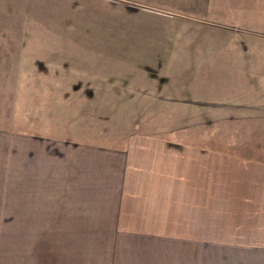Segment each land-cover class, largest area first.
Masks as SVG:
<instances>
[{
  "label": "crops",
  "instance_id": "obj_1",
  "mask_svg": "<svg viewBox=\"0 0 264 264\" xmlns=\"http://www.w3.org/2000/svg\"><path fill=\"white\" fill-rule=\"evenodd\" d=\"M9 2L0 0V19L8 18ZM16 5L19 16L26 14L28 20L19 35L70 36L79 44L59 50H66L67 60L73 57L68 50H111L121 75H128L127 67L133 66L122 61L123 52L147 50L155 28L176 22L180 50L187 53L192 47L194 54L193 62L186 60L178 67L214 76L224 90V97L195 94L194 99L199 98L194 101L195 113L210 114L213 122L238 124L233 127L237 132L246 130L243 136L215 132L194 139L135 132L111 146L41 139L48 141L41 148L35 140L33 158L34 152L35 157L41 155L39 149L47 151L40 157L43 185L58 189L54 204L69 203V221H76L69 227L86 237L80 242L110 244L103 246L113 262L123 249L130 253L127 264H264V156L254 154L249 140L243 139L250 131L244 122L264 115V95L232 85L248 82L242 79L243 67L257 68L253 65L262 56L264 0H17ZM101 5L112 8L114 21H109L106 10H99ZM240 31L245 35L234 42V33ZM88 34H112L114 43L91 42ZM9 35L8 27H0V66H10ZM81 36L89 44L81 42ZM245 48L247 58L240 52ZM235 50L236 57L228 54ZM17 51L18 60L32 61L30 65L38 60L44 63L39 66H54L40 60L47 56L33 48ZM80 63L83 59L69 64L72 76ZM144 65L151 64L139 66ZM228 66L234 68L215 74ZM152 88L148 91L154 92ZM103 246H98L100 256Z\"/></svg>",
  "mask_w": 264,
  "mask_h": 264
},
{
  "label": "rangeland",
  "instance_id": "obj_2",
  "mask_svg": "<svg viewBox=\"0 0 264 264\" xmlns=\"http://www.w3.org/2000/svg\"><path fill=\"white\" fill-rule=\"evenodd\" d=\"M9 1L5 6L8 18L0 19V27L10 30L11 47L10 66H0V264H127L130 260L125 258L130 253L123 249L119 251L120 259L113 262L103 246L110 244L80 242L86 237L82 236L81 230L69 227V223L76 222L69 221V203L54 204L52 196L58 189L43 185L41 166L44 164L40 157L47 151L39 149L41 155L38 153L35 157L34 152L33 158L31 149L36 141L41 148L48 142L42 143L41 139L111 146L119 145L135 132H166L175 138L194 139L196 136L208 138L215 132L243 136L246 130L237 132L233 127L238 124L213 122L210 114L195 113L194 101H199L205 94L224 97V90L214 76L209 77L204 72L197 75L193 67H178L186 60L193 62L194 54L192 47L187 53L180 50L182 42L176 22L168 28H155L147 50L123 52L120 55L122 61L133 66L127 67L128 75H121L120 68L114 66V59L118 57L111 50H68L73 57L67 60L66 50H59L71 48L72 43L79 44L70 36L19 35L28 20H24L26 14L19 16L17 0ZM99 10H106V16L111 17L109 21H114L112 8L101 5ZM244 35L241 31L234 33V42ZM84 36L80 38L83 43L86 42ZM88 36L97 44L114 43L112 34ZM19 47L33 48L47 56L40 60L52 61L54 66H39L44 63L38 60L33 66L30 65L32 61L18 60ZM54 48L59 49L52 51ZM240 52L247 58L246 48ZM238 53L237 50L228 51L235 57ZM260 53V60L253 65L257 68L243 67L246 73L241 76L248 82L241 86L233 83V89H251L250 92L257 89L259 95H264V46ZM76 59H83V63L72 76L69 64ZM17 62L22 65H13ZM231 68L234 67L220 70L216 67L219 71L215 74ZM253 69L257 70L256 74ZM70 78L79 80L69 82ZM102 79L107 82H101ZM203 79L208 83H201ZM153 85L154 92L148 91ZM160 88L162 90H158ZM166 94L172 98L159 97ZM187 94L193 99H178ZM195 94L198 99H194ZM250 117L255 118L244 122L250 131L248 138L244 136L243 139L249 140L254 154L264 156V115ZM55 158L50 157L51 160ZM99 245L103 246L101 256L97 253ZM93 251L95 256L91 258Z\"/></svg>",
  "mask_w": 264,
  "mask_h": 264
}]
</instances>
